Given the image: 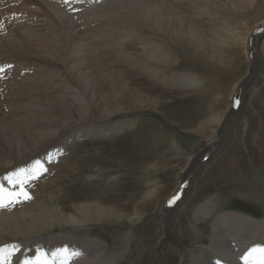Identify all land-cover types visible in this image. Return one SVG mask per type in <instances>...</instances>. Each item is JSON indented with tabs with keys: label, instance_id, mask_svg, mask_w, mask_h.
Masks as SVG:
<instances>
[{
	"label": "rangeland",
	"instance_id": "obj_1",
	"mask_svg": "<svg viewBox=\"0 0 264 264\" xmlns=\"http://www.w3.org/2000/svg\"><path fill=\"white\" fill-rule=\"evenodd\" d=\"M178 1L179 0H173V3L169 2L171 5L173 4L174 6L177 5L179 7L173 8L170 11L169 18H171V21L168 24L171 27H178L177 19L180 15L183 19V25L186 28L190 24L191 15L190 12L187 11L188 7H184L183 1H179V3ZM216 2L222 5L225 0H216ZM258 8L259 10L264 11V3L259 4ZM175 13L180 14L176 15V18H174ZM202 13L203 14H200L198 18H195L196 22L193 21L194 23L200 24L198 29L190 32V35L184 34V36L180 31H178L171 39H169V42L171 43V49L169 52L170 64L172 63L171 65H173L172 76L174 78H190L193 76V78H199L206 87L208 85L209 88L214 89L222 86L225 87L231 82V80L234 79L235 76L240 75L242 69L240 67L232 69V65H227V61L230 60V46H225V50L221 49L216 42L210 41V38L214 30L224 27L226 24L224 22V17L228 14V12H225L224 14L217 13L215 15L209 11ZM172 19L174 20L172 21ZM84 29L85 26H83L80 30L83 31ZM148 36H150V34L146 31L140 32L138 37L141 38L140 40L142 42H145V39L143 38H147ZM198 36H202L203 40L206 36L209 37V39L203 44L204 46L200 49L201 53H205L208 57H210L211 54L214 55V52L216 53L215 56L210 59L211 63H214L213 66L211 65L206 67L210 69L207 72H203L202 65L204 63V59H201L202 57L200 58V51L194 54V50L196 48H194L193 41H195V38L197 41ZM263 36L264 31H262L256 39L254 51L251 49L250 38L248 37V54L246 56L248 58V65H250L249 67L251 69L249 68V73L246 74L240 81L235 93L236 96L229 105L230 108L228 114L230 113V115L228 119L230 120L227 122L226 126L223 124L224 126L221 125L218 127V134H216L214 141L210 145L206 146L207 148L203 144L201 150L202 152H196L198 155L195 157V160H197V162L194 163L195 165L189 167L184 174L178 175H175V171L177 168L181 167L185 160L181 159V156L190 154V149L198 142L196 145L197 148L195 149V151H197L200 145L199 142L203 143V140L200 138V140L196 142L197 136L191 135L190 133L186 134L184 132V127L180 125V122H173L171 120V116L169 115H178L176 113L178 109L190 106L191 113H194V111L196 112L195 115L189 114L192 119H195V122L191 120L192 125L196 126L195 123L199 118H207V102L210 99V91V93H200L199 91L192 92V95H201L200 99L194 101L193 99L197 98H193L191 100L190 93L186 94L181 92V89H183L184 86L179 83L176 84V86L169 84V86L167 84L163 86L160 85L157 89L153 90L157 91L154 92L155 95H159V104L155 107L143 110L140 109L138 110L139 112L120 113L113 117L102 118L101 107H105V105H103V103L100 104L98 99L100 97H103L105 100L108 99L107 93L110 92V86L107 85V87L103 88V92H101L97 78L94 75L95 73H93L92 70L86 69L84 66L72 70L69 68L70 66L66 67L60 64L58 65V63L54 64L50 61L44 62L43 60L40 61L33 57L37 60V63L35 62L33 64L36 66L34 68L45 64V67L51 69L54 73L53 75L58 76L53 77L52 79L53 81L58 80L59 87L57 88H66L63 90L65 95L69 96L67 97L69 100L66 101V99L64 100L50 96V94L57 89L56 87H52L54 90L51 89L47 93L42 89H39L41 90L40 92H38L39 90L37 89L32 92L26 88H23L22 91L20 90L21 87H15L14 83L11 84L9 82L13 81L12 78L15 77L14 75L17 73L11 63L6 64V66L10 65V67L5 68L7 72L4 71L8 75L10 74L9 78H4L5 73L3 70L5 69L0 72L2 75V77L0 76V151L15 150L18 148L17 150L24 151V153H20L25 156L14 155L8 169L0 172V178L20 168L31 169L34 162L37 160L40 161V163L45 164V167H48L47 171L50 176H56L57 172L62 166H64L65 163L72 161V159L80 154L76 153L77 150H81L80 152L86 151L88 153L87 150L95 147L96 151H106L104 154L96 152L94 155L92 154V159L89 162L91 166L87 167V169H83L79 173H75L73 176H65L68 178L63 177V179L59 181L60 183L56 184L55 194L57 199L54 197V201L58 204V206H61V202L58 198L62 196V193L65 192V190L76 192L86 186L101 188L104 186L107 189V193L105 194H109V198L110 196L114 198V200L110 198V203L113 206L117 205L115 207H121L119 205V200L122 199L119 198H122L124 195L126 198L130 197L129 201H127L128 204H126L123 209L124 213L128 215L132 214L138 207L146 206V203L150 201L147 206L148 208L146 207L142 210V219L135 224H133V222L129 223L130 221L122 220L119 222H103V224L100 222L96 224L84 225L85 228H89L90 237L98 240L99 242L101 241L104 245V250H107L108 253H113L111 258H115L117 255V258L115 259L117 264H178V259L180 257L179 249H185L187 246V244H183L181 239H179L181 236L180 234L184 235L185 243L188 242L190 245L198 244L200 248H203L202 252L200 250V253L205 256L204 260L212 261L211 258L207 259V256H212L215 261L221 262L225 259L222 257H226V252L217 242H214L215 245H213L214 243L212 244V241L213 238H220L221 235L217 232V230L220 228V230H224L225 227L223 226V220L227 215L229 216L228 213H237V215L244 214L256 219L264 217V175L259 173L256 169L258 165H263L262 163H264V63H261L258 60L257 62L254 61L256 55H260V57L264 55L261 51V44L264 41ZM88 41L89 39H83L81 41L82 48L77 52V54L80 53L77 55L79 60H84L88 53H95L104 54L107 60L118 64V66L130 65V61H121V57L118 53L113 52L106 54V51L110 47L109 43L105 44L103 41L93 40V44H96L97 46L96 48L90 50L87 46V44H89ZM137 41L138 42H129L126 46L133 49V47L139 43V40ZM153 42L157 48H160L159 43H167L164 40H160V38H153ZM82 53H84V55ZM1 55L2 53H0V56ZM73 59L72 63L74 61ZM78 59H76L75 62H79ZM220 66L222 68H219ZM224 68H226V70ZM31 69L32 68L30 67H25L23 72L26 75H30ZM115 70L117 69L113 66L108 69V72L112 74ZM18 75L19 77L21 76V74ZM31 76L34 77V75ZM4 81H8V83L4 84ZM150 85L151 82L149 80H140L133 85V88L141 89L142 87H146V89L149 90ZM13 87L17 89H13ZM23 92L25 93L22 95L21 93ZM67 93H71V95ZM177 99L178 101H176ZM72 101H74L73 105L78 102L77 104L79 105H75L77 109H79L77 110L78 112L76 111L75 106H73L70 110ZM10 103L11 105H9ZM109 104V102H106V106H109ZM30 106L33 108H30ZM73 109L75 111H73ZM72 111L74 113L73 115ZM79 111H83L82 114H80L81 112ZM77 113L79 114L77 115ZM64 115L66 117H64ZM189 115H186L188 120H190ZM168 116L170 118H168ZM22 117L24 118L22 119ZM75 118L77 119L75 120ZM245 118L247 119L246 126L248 128V134L244 135L243 140H240L242 137L240 131L242 130L241 127L244 124V121L242 120H245ZM123 121L132 122L131 124L134 123V125H131L130 128L124 129L125 134L122 133L123 135H117V131L115 132V135L112 134L110 137L105 138L102 136V132H106L109 128L112 129L115 123H122ZM46 122L48 125L41 127L40 123L46 124ZM188 124L190 125L189 122ZM227 127H229V132H227ZM6 129H8L11 133ZM49 129L55 130V133H45V131ZM172 138L176 139V146L182 150V154H177L175 158H172L171 160L168 159L167 162H160L161 165L159 167H154L148 170L145 164L150 160V162H152L156 158H160V156L169 157L173 154L169 145ZM117 144H122L125 147L119 148L114 154L111 149ZM25 149H27L26 154ZM28 151L29 154L27 153ZM172 164L176 165L173 169L169 168ZM230 164H235L237 167L234 166V169H232L229 167ZM242 164L245 165L244 169ZM246 164H250V167L246 166ZM106 168L108 171L104 170ZM238 174L240 175L238 176ZM39 177L40 178L38 179L44 178L42 174ZM180 179H182V183L178 186L174 193L168 197L169 199L167 198L168 200L161 206V210H158V214H156L157 206L155 205H157V202L161 200L159 197L155 200L153 199L142 204H138V206L135 205V199H138L142 192L146 189L152 188L153 185L156 184L158 187L156 192H158V195L163 196L175 189ZM0 182L5 181L0 179ZM35 185H37V183L36 181H33L26 189L32 198H38V195L41 193L36 191ZM240 189L242 191L245 190V194H243ZM108 190L110 192L112 191V193H109ZM107 195L104 196L107 200L106 201L104 199V205L110 204L108 202L110 199H108ZM172 196H176L177 199L172 203L173 205H170L168 204V201ZM132 202H134V204ZM210 202L212 215L210 217L207 216L208 218L205 217L206 219L204 218L200 224L195 225L197 213ZM169 216L174 220L172 223L174 226L171 228L165 226ZM160 218H162V222L158 220ZM215 220L216 222L220 221L221 223L218 227H216L217 225L214 222ZM74 224L75 223L66 222L64 225L60 226V228L56 227L52 230V233H68V231L70 232L73 230L72 227ZM225 225L227 230L231 226L234 227L233 225L230 226L226 221ZM94 227L97 230L95 229L93 231L92 228ZM79 231H81V229ZM46 236L47 235H45V238ZM122 236L125 239H122ZM50 238H46V241L55 240L52 237ZM34 246L35 245L30 247V250H32L33 253ZM25 249L29 250V248ZM120 249L121 251H119ZM221 249H223V254ZM13 259L14 258L11 256V263L13 262Z\"/></svg>",
	"mask_w": 264,
	"mask_h": 264
},
{
	"label": "bare ground",
	"instance_id": "obj_2",
	"mask_svg": "<svg viewBox=\"0 0 264 264\" xmlns=\"http://www.w3.org/2000/svg\"><path fill=\"white\" fill-rule=\"evenodd\" d=\"M179 1H183L184 7L185 6L188 7L187 11H189L191 15L190 24L186 28L183 25V19L179 15L180 13L179 14L175 13V17H174L176 18V15H179L177 19L178 27H171L168 24L171 21V18H169L170 11L173 8L179 7L177 5L174 6L173 4L172 5L170 4L173 3V0H67V3L65 2V0H0V53H2V55L0 56V68L5 69L6 64L9 63L13 65L12 67L15 68V72L17 74L14 75L15 77L12 78L13 81H10L9 83L11 84L14 83L15 87L16 86L21 87L20 90L23 91V88H26L27 90L34 92L35 89L37 90L42 89L45 90L47 93L51 89L54 90V88L52 87H56V88L59 87L58 80L55 79L56 81H53L52 79L57 75H53L54 73L51 71V69L45 67V64L40 67L34 68L36 66H34L33 64L35 62L37 63V60H35L34 58L40 61L43 60L44 62L50 61L54 64L58 63V65L60 64L66 67L70 66L69 68L72 70L84 66L86 69L92 70V72L95 73L94 75L97 78V82L99 84L101 92H103L104 87H107V85L110 86L109 89L110 92L107 93L108 99L105 100L103 97H100L98 99V102L100 104L103 103V105H105V107H101L102 118L113 117L120 113H129L135 111L139 112L138 110L140 109L143 110V109L155 107L156 105L159 104L158 102L159 95H155L154 92L157 91H153V90L157 89L160 85L163 86L169 84L176 86V84L179 83L184 86L183 89H181V92L186 94L190 93V95L192 96V97L190 96L191 100L193 98H197V99H193L194 101L200 99L201 95L198 94L192 95V92L199 91L200 93H203L210 91L211 97L209 96L210 99L207 102V109H208L207 118L206 117H204L203 119L199 118L198 121H196L195 123L196 126H193L191 122V120L195 122V119L194 118L192 119L191 116L189 115V114L195 115L196 112L194 111V113H191L190 106L178 109L179 112L178 110L176 112L178 115H173V114L169 115L171 116V120L173 122L176 121L180 122V125L184 127V132L186 134L190 133L192 135L197 136L198 138L200 137L203 140V143H199L200 145L197 151L194 150L191 151L190 154L186 156L185 155L181 156V159H185V160L184 163L181 165V167L177 168V170L175 171V175L184 174L186 170L189 169V167L195 165L194 163L197 162V160H195V157L198 155L196 152L202 150L203 144L205 145V147L207 145H210L214 141L216 134H218L217 131L218 127L223 124L226 126L227 122L230 120L228 119L230 115V113L228 114L230 108L229 105L236 96L235 93L237 91V87L240 81L243 79V77L246 74L249 73L248 71L250 65H248V58L246 56L248 54V37L250 38L251 49L254 51L255 41L262 33V31H264V11H261L258 8L259 4L264 3V0H225L224 4L222 5L217 3L216 0H179ZM207 11L211 12L213 15L217 13L224 14L225 12H228V14L224 17L225 19L224 22L226 24L224 23L225 24L224 27H220L218 30L213 31L210 41L216 42L221 49H224L225 46H230V50H229L230 60L227 61L228 62L227 65H232L233 66V67L231 66L232 69L236 67L237 68L240 67L242 69L240 75L235 76L234 79L227 84V86L218 87L217 89L209 88V85L206 87L205 85H203L202 81H200L199 78L196 77L193 78V76H191L190 78L187 77L174 78L172 76L173 65H171L172 63L170 64L169 52L171 49V43L169 42V39H171L172 36L178 31H180L183 34V36L184 34L190 35V32L198 29V26H200V24L193 22V21L196 22L195 18H198L200 14H203L202 12H207ZM173 20L174 19H172V21ZM83 26H85V29L81 31L80 29ZM199 28H203V27H199ZM146 31L149 32L150 36H148L147 38L146 37L143 38L145 39V42H142L140 40L141 38L138 37L139 33ZM202 36L201 37L198 36L197 41L196 38L195 41H193L194 48H196L194 50V54L200 51V55H201L200 58L202 57L201 59H204V63L202 65L203 72H207L210 69L206 67H209L211 65L213 66L214 63L212 64L210 59L211 57L215 56L216 53L214 52V55L211 54L210 57H208V55H206L205 53H201L200 49L204 46L203 44L209 39V37L206 36L205 39L203 40ZM153 38H160V40H164L167 43L166 44L159 43L160 48H157L153 42ZM83 39H89L88 41L89 44H87V46L90 48V50L96 48L97 46L96 44H93V40L103 41L105 42V44L109 43L110 45V47L108 45L109 49L107 51L105 49L106 54L113 52L118 53L119 56L121 57V61L123 60L130 61V65L118 66V64H115L114 62L107 60L104 54H95V53H88V55L85 54L86 58L84 60H79L77 55H79L80 53L77 54V52L82 48L81 41ZM137 40H139V43L137 44L135 43L136 45L135 47H133V49L126 46L129 42H138ZM261 51L264 54V41L261 44ZM82 54L84 55V53ZM72 59L74 60L73 63H72ZM76 59H78L79 62H75ZM254 59H255L254 61L256 62L258 60L261 63H264V55H262L261 57L260 55H256ZM113 66L117 70L113 71V73L110 74L108 72V69ZM25 67L32 68L30 71L31 72L30 75L29 74L26 75L23 72V69ZM219 68L222 67L220 66ZM224 69L226 70V68ZM4 71L7 72L6 69L3 70V72ZM263 72H264V65H263ZM18 74H21V76L19 77ZM4 75H5L4 78H9L10 76V74L8 75L6 73ZM31 75H34V77ZM0 76L2 77L1 73ZM140 80H144V81L149 80L151 82V85L149 86V90H147L146 87H142L141 89L133 88V85L139 82ZM6 83H8V81H4V84ZM13 89H17V88L13 87ZM65 89L66 88L62 89V87L60 89L57 88L54 90V92L51 91L52 94H50V96L64 100L66 99V101H68L69 99L67 97L69 96H66L63 91ZM40 91L41 90H39L38 92ZM24 93L25 92L21 94L23 95ZM67 94L71 95V93H67ZM105 101L110 103L109 106H106ZM176 101H178V99ZM73 103L74 101H72L71 103L72 106L70 104L71 106L70 110L78 102H76V104L74 105ZM9 105H11V103ZM31 107L32 106H30V108ZM77 110L79 109H77L76 107V111ZM73 111L75 110L73 109ZM73 111H72V115L74 114ZM79 112H81L80 114H82L83 111H79ZM78 114L79 113H77V115ZM186 115L190 116L189 118L190 120H188V117ZM169 116L168 118H170ZM64 117L66 116L64 115ZM23 118L24 117H22V119ZM76 119L77 118H75V120ZM242 121H244V124L241 127L242 130L240 132L242 137L240 135L241 137L240 140L241 139L243 140L244 135L248 134V128L246 126L247 119L245 118V120ZM123 122L115 123L112 129L108 127L109 130H107L106 132H102V136L105 138L110 137L112 134L115 135V132L117 131H118V133H116L117 135H120L122 133L125 134L124 129H128L131 127V125H134V123L131 124L132 122L131 123L130 122L123 123ZM188 122L190 123V125L188 124ZM40 125L41 127L47 126L48 123L47 122L46 124L40 123ZM227 128H228L227 132H229V127ZM54 131L55 130L49 129L45 131V133L52 134L55 133ZM176 143H177L176 139L172 138L171 143L169 144L170 150H172L173 152L171 156L169 157L160 156V158H156V159L154 158L155 159V160L153 159L154 161L150 162L151 161L150 160L148 163L145 164L146 168H148L149 170L154 167H159L161 165L160 162H167L168 159L171 160L172 158H175L177 154L181 155L182 150H180L176 146ZM117 145H114V147L111 149V151L114 152V154L116 153V151H118L119 148L125 147L122 144H117ZM17 149L0 151V172L6 171L8 169V166H10V163L12 162V158L14 157V155L16 156L23 155L21 153H24V151ZM26 151L27 149H25V154ZM80 151L77 150L76 153L77 154L80 153V154L76 156L74 159H72V161L65 163L64 166H62L61 169L57 172L56 176H50L47 171L48 167H45V164L41 163L42 167L46 169V171L42 172L44 178L33 180L36 181L37 183V185H35L36 191L41 192L38 195V198H31L29 200H24L20 203L9 205L6 208H0V248L6 247L9 251L12 252L11 256L14 259L11 264H19L20 260L33 256L36 250L42 249V247L43 250H48L49 252L51 250L62 247H68L69 249H75L79 251L81 255L75 258L74 260H72L71 264H117V261L115 260L117 258V255L115 256V258L114 257L111 258L113 253H108L107 250L105 251L104 245L101 243V241L99 242L98 240L90 237L89 228H85L84 225L96 224L100 222L102 224L103 222H114V221L119 222L122 220L130 221L129 223L133 222V224H135L136 222L142 219V210H144L148 206L150 202L149 200H153V199L155 200L157 197L161 198V200L157 202V205H155L157 206V210L155 208L157 212L156 211L155 212L156 214H158L159 213L158 210H161V206L164 205V203L169 199L168 197H170L174 193V191L178 188V186L182 183L181 181L182 179H180L175 189H173L171 192L163 196L158 195V192H156L158 190V187L156 186V184L153 185L152 183L153 187L143 191L141 196L138 199H135L136 202L134 201L136 206H138V204H142L147 201L149 202L146 203V206H140L136 210H134V212L130 214L131 216L124 213L123 210L126 204H128L127 201H129L130 197L126 198V196L124 195L122 198H119L123 200V201L119 200L120 202L119 205L121 207H115L117 206L115 205L116 202L114 204L115 206L111 205L110 203L111 199L114 200V198L110 196L111 198L110 199L108 196L109 194L108 195L105 194L107 193V189L104 186L103 188L86 186L85 188H81L76 192L65 190V192L62 193V196L58 198L59 201L61 202V206L60 205L58 206V204H56L54 201V197L56 198V194H55L56 184L60 183L59 181L62 180L63 177L68 175L73 176L75 175V173H79L83 169H87V167L91 166L89 162L92 159V154L94 155L95 152L100 154H104L106 152V151L104 152L103 150L96 151L95 147L87 150L88 153L86 151L84 152H80ZM174 151H178V152H174ZM27 153L29 154V151ZM262 164L263 165H258L256 169L259 173H262L264 175V163ZM170 166L171 167L169 168L173 169L176 165L172 164ZM234 166L237 167V165L235 164L232 165L230 164L229 167L234 169ZM246 166L250 167V164H246ZM242 167L244 169L245 165L242 164ZM104 170H107V168ZM239 175L240 174H238V176ZM0 183L4 184L5 187L11 188V186H9L5 182H0ZM108 192L112 193V191L110 192L109 190ZM242 192L243 194H245V190H243ZM104 194L107 195L108 199H110V201L108 200V202L110 203L108 205L103 204L105 199ZM134 202L132 203L134 204ZM210 204L211 202L207 206L200 209V211L197 213V220L195 218L196 220L195 225L200 224L205 217L208 218L212 215V210H211L212 207H210ZM228 214L229 216L227 215L223 220V226L225 227V228L223 227L224 230L223 231L220 230L221 228L217 230V232L221 235V236L219 235L220 238L218 239H216L217 237L215 239L213 238L212 244L214 242H217L226 252V257L225 256L222 257L225 259H223L220 262V264H243V261L240 258L250 248L264 247V217L256 219L246 216L244 214L237 215V213H232V212ZM158 220L162 222V218ZM173 221L174 220L171 219L169 216L165 226L171 228L172 226H174V224H172ZM225 221L230 226L233 225L235 228L231 226L227 230L226 227L227 224L225 225ZM66 222L75 223L72 227L73 230H71L70 232L68 231V233L61 232L62 234L52 233V230H54L56 227L60 228V226L64 225V223ZM214 222L217 225L216 227H218L221 224L220 221L216 222L215 220ZM79 225H83V226H79ZM80 229L81 231H79ZM92 229L94 231L96 228L94 227ZM45 235H47L46 238L52 237L56 241L55 240L46 241L47 239L45 238ZM180 235L181 236L179 239H181L183 244H187V246L185 249L184 248L179 249L180 257L178 259V264H216L217 261H215L212 256H207V259L211 258L212 261L204 260L205 256L202 253H200V250L202 252L203 248H200L198 244L190 245L188 244V242L185 243L184 235L182 234ZM122 239L125 238L122 236ZM33 245H35L33 247L34 253L32 250H30V247ZM213 245H215V243ZM25 248H29V250ZM223 249H221L222 254H223L222 251ZM119 251H121V249ZM0 264H4L3 260H1Z\"/></svg>",
	"mask_w": 264,
	"mask_h": 264
},
{
	"label": "snow or ice",
	"instance_id": "obj_3",
	"mask_svg": "<svg viewBox=\"0 0 264 264\" xmlns=\"http://www.w3.org/2000/svg\"><path fill=\"white\" fill-rule=\"evenodd\" d=\"M65 2L67 3V0ZM6 67H10V65ZM2 70L3 68H0V71ZM44 171L46 169L37 160L31 169L20 168L0 178L11 186V188L5 187L4 184L0 183V208H6L9 205L31 199L32 197L26 190L27 186L33 180L38 179ZM176 199L177 197L173 196L168 204L171 205ZM11 255L12 252L6 247L0 248V260H3L4 264H11ZM80 255L79 251L68 247L54 249L50 252L37 249L33 256L20 260L19 264H71V261ZM240 259L243 264H264V247L250 248ZM216 264H220V262L217 261Z\"/></svg>",
	"mask_w": 264,
	"mask_h": 264
},
{
	"label": "crops",
	"instance_id": "obj_4",
	"mask_svg": "<svg viewBox=\"0 0 264 264\" xmlns=\"http://www.w3.org/2000/svg\"><path fill=\"white\" fill-rule=\"evenodd\" d=\"M191 135H192V134H191ZM199 140H200V137H199V138L196 137V142L199 141ZM197 143H198V142H197ZM197 143H195L194 146L190 149V152L193 151V150H195V149L197 148V147H196ZM199 143H200V142H199Z\"/></svg>",
	"mask_w": 264,
	"mask_h": 264
}]
</instances>
